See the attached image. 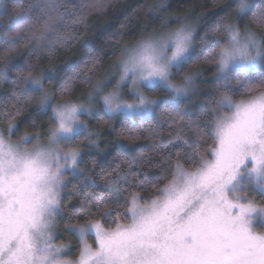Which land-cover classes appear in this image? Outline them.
Listing matches in <instances>:
<instances>
[{
    "label": "snow or ice",
    "instance_id": "1",
    "mask_svg": "<svg viewBox=\"0 0 264 264\" xmlns=\"http://www.w3.org/2000/svg\"><path fill=\"white\" fill-rule=\"evenodd\" d=\"M112 6L0 0V84L12 82L0 104V264H264V0H236L202 35L177 15L176 27L166 18L116 41L94 83L99 49L57 68L55 51L82 42L90 16ZM203 64L222 81L219 95L205 119L186 120L177 104L196 94ZM33 104L37 115L13 139ZM93 119L113 133L103 148ZM145 137L152 143L137 146ZM70 184L83 191L78 208L66 205ZM61 225L78 241L74 254L55 242Z\"/></svg>",
    "mask_w": 264,
    "mask_h": 264
},
{
    "label": "trees",
    "instance_id": "2",
    "mask_svg": "<svg viewBox=\"0 0 264 264\" xmlns=\"http://www.w3.org/2000/svg\"><path fill=\"white\" fill-rule=\"evenodd\" d=\"M76 2L79 3V0H76ZM224 3L225 0H219V3H213V0H112L113 6L109 8L105 14L90 16L87 31H82L84 40L73 45L70 50L55 51L52 62L55 63L57 68L62 69L66 63L79 59L83 52L91 49H99L101 50L100 54L103 56L104 64L102 65L101 70L95 74L92 81L94 83L95 79L102 76L104 74V69L115 59V57L111 55V52L116 41L122 42L123 40L134 39L135 37L140 36L145 28L148 29L149 33L153 30H160L161 24L166 18H168L169 27H176L177 24L174 22L177 15H186L191 23L198 24L199 33L202 35L207 24L212 23L218 16L223 15L225 11L230 12L235 8L236 0H228V3L230 4L229 9H224ZM161 5L163 7H161ZM150 6L152 10H149ZM157 8L160 10H155ZM7 19V16L3 17V19L0 20V23H7ZM68 23L71 24V20H69ZM122 24H124L123 31L125 35L123 37L112 39L110 34L121 29ZM195 43L199 45L200 41L198 38ZM23 52L24 49L20 48L19 54H22ZM105 53H107V55H105ZM40 63L43 66L44 64H48L49 61L44 59ZM202 66L204 71L198 80L201 95L191 104H186L185 102H178L177 104V106L181 108H184L185 104L187 105V108L185 109L187 112V115L185 116L186 120L205 119L208 109L212 106L211 101L219 95L217 84L220 82L214 78L213 73L215 72V69L208 64H203ZM237 79H239L238 74H233L230 82L234 85ZM11 84V79L6 83L0 84V104L5 102L6 94L11 91ZM83 90L84 89L77 85L74 95H79ZM158 95H164V93H158ZM238 95L239 94H237V97ZM34 107V104L29 105L28 110L19 118L21 121L20 127L17 131L19 135L23 134L31 117L37 115L33 112ZM101 116L103 115L101 114ZM104 118L107 119V117ZM43 119H47V117H43ZM121 119H123V117L118 115L115 120L109 121V123L116 124L118 127V120ZM155 119L160 120L163 125L165 142H167L168 124L165 122V119L161 116L159 111L157 112ZM147 126L148 125H145V127ZM91 130H99L102 132L101 148L104 147L103 140L111 141L113 137V133L109 131L108 127L106 125H100L96 119L92 120ZM185 135L186 138L192 139L195 133L193 130H186ZM135 143L137 146L150 145L152 140L145 137L143 140L136 141ZM150 155L153 160L159 159L155 154ZM84 165L91 166L90 160L87 156L84 158L81 166L83 167ZM145 171L148 172L150 176L153 174H155V176L162 175L159 169L151 166L146 167ZM82 196L83 191L79 189V186H77L76 189H73L72 184H70L68 190L65 192L66 205L68 207L75 206L78 208ZM59 231L63 236V241L70 243L76 252V248L78 247L77 239L70 233L64 232L63 225L60 226Z\"/></svg>",
    "mask_w": 264,
    "mask_h": 264
},
{
    "label": "rangeland",
    "instance_id": "3",
    "mask_svg": "<svg viewBox=\"0 0 264 264\" xmlns=\"http://www.w3.org/2000/svg\"><path fill=\"white\" fill-rule=\"evenodd\" d=\"M188 20V19H187ZM188 22L189 23H191L189 20H188ZM175 24H177V21L175 20V22H174ZM258 70H264V65H259L258 66ZM233 74H236L235 72L234 73H232V75ZM231 75V76H232ZM198 80H199V78L196 80V82H195V88H196V94L195 95H193L189 100H187V101H179V102H185L186 104H191V103H193V102H195V100H197L198 98H199V96L201 95V90H200V87H199V83H198ZM220 83H222V81H219ZM112 84H115V80H112L111 81V84H109L108 85V88L106 89V90H110L111 89V85ZM127 91V89L125 88V92ZM100 114H102L103 115V112L101 111V113ZM92 123V122H91ZM90 130H91V128H90ZM19 136V134L17 133V135L16 136H14L13 137V139H16L17 137ZM63 236H62V234H61V232L58 230V236H57V239H56V243H66L65 241H63ZM74 252H75V249L73 248V246H72V253L74 254Z\"/></svg>",
    "mask_w": 264,
    "mask_h": 264
}]
</instances>
